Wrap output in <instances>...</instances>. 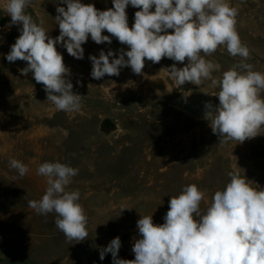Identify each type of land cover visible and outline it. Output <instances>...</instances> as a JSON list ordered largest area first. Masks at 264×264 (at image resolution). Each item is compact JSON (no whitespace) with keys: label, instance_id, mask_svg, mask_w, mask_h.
I'll use <instances>...</instances> for the list:
<instances>
[{"label":"rangeland","instance_id":"374dc122","mask_svg":"<svg viewBox=\"0 0 264 264\" xmlns=\"http://www.w3.org/2000/svg\"><path fill=\"white\" fill-rule=\"evenodd\" d=\"M81 2L98 10L113 7L112 0ZM4 3L0 0V264H113L111 254L101 260L100 251L117 236L122 242L118 258L134 260L137 221L152 215L154 224H163L169 200L184 186L195 184L204 192L201 211L227 184L228 172L238 167L253 187L264 188V128L243 143L221 144L210 121L183 109V100L195 90L219 104L214 96L219 89L210 87V81L178 85L167 69L174 63L184 65L167 57L156 64L145 59L139 75L124 67L118 76L93 79L90 55L112 50L118 56L129 50L106 30L102 35H109L111 44H96L89 36L82 45L83 59L56 45L70 70L73 92L83 98L79 112L55 110L44 86L32 74L21 75L15 62L6 59L21 25L10 27ZM228 3L238 9L236 30L250 49L246 62L264 73V0ZM57 6L66 7L61 0H32L26 9L37 24L43 21L53 39L60 34ZM138 10L126 8L130 28ZM206 59L221 65L213 73L218 77L241 58L220 46ZM103 117L118 128L109 137L98 131ZM13 158L28 166L25 176L10 169ZM46 161L79 169L66 190L80 192L79 203L88 218L84 241L68 242L55 226V214L39 215L29 207L28 201L45 193L46 178L37 175V168Z\"/></svg>","mask_w":264,"mask_h":264},{"label":"clouds","instance_id":"9594fccd","mask_svg":"<svg viewBox=\"0 0 264 264\" xmlns=\"http://www.w3.org/2000/svg\"><path fill=\"white\" fill-rule=\"evenodd\" d=\"M61 2L66 7L56 8L60 34L55 39L47 35L43 21L37 24L26 13L32 0H5L3 5L11 17L10 27L21 25L6 59L27 62L20 69L21 75L32 73L55 110L79 112L83 98L73 92L70 70L56 45L83 59L82 45L89 36L96 44H111V37H115L129 50H121L118 56L112 50H101L98 57L90 55L93 79L118 76L124 67L139 75L145 59L156 64L167 57L184 65L178 68L174 63L167 69L178 85L199 86L210 81V87L219 89L214 95L219 104L204 105L205 119L219 143H243L260 135L264 128V73L246 62L250 49L236 30L238 9L228 0H112L113 7L107 10L81 0ZM129 5L139 9L131 28L126 13ZM105 30L111 37L102 35ZM220 46L241 59L217 77L213 73L219 72L221 65L206 57ZM9 167L20 177L29 171L15 158ZM239 169L228 172L229 181L214 193L206 211H201L204 192L190 184L171 197L163 224H154L152 215L141 216L137 221L139 238L132 247L134 260L118 258L122 246L119 236L100 251V259L110 253L113 264H264V188L253 187ZM78 172L68 163H41L37 175L46 178L45 193L28 201L39 215L55 214V226L68 242L88 237L80 192L66 190Z\"/></svg>","mask_w":264,"mask_h":264},{"label":"water","instance_id":"95a60500","mask_svg":"<svg viewBox=\"0 0 264 264\" xmlns=\"http://www.w3.org/2000/svg\"><path fill=\"white\" fill-rule=\"evenodd\" d=\"M15 65L20 69L27 66L26 61L17 60ZM29 72L27 75H31ZM211 103L215 106L213 99L202 90H195L183 100V109L191 115L203 119L205 118V103ZM117 125L108 117H103L98 124V131L104 136L109 137L117 131Z\"/></svg>","mask_w":264,"mask_h":264}]
</instances>
